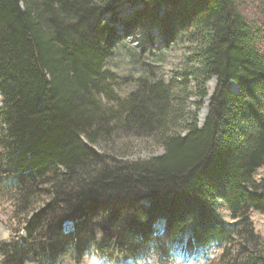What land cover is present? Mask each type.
I'll return each mask as SVG.
<instances>
[{"label":"trees","instance_id":"obj_1","mask_svg":"<svg viewBox=\"0 0 264 264\" xmlns=\"http://www.w3.org/2000/svg\"><path fill=\"white\" fill-rule=\"evenodd\" d=\"M114 1L0 0V177L25 231L4 242L5 255L58 264L69 254L79 263L93 250L166 263L174 244L198 248L237 234L249 245L233 264H264L250 219L252 210L264 213V181L253 177L264 168L260 29L236 0H129L137 8L121 19L125 29L150 24L181 51L182 75L199 99L181 134L166 128L172 106L161 82L119 100V111L98 99L118 38ZM120 131L157 132L163 151L130 160L94 147ZM220 197L234 222L215 214Z\"/></svg>","mask_w":264,"mask_h":264},{"label":"rangeland","instance_id":"obj_2","mask_svg":"<svg viewBox=\"0 0 264 264\" xmlns=\"http://www.w3.org/2000/svg\"><path fill=\"white\" fill-rule=\"evenodd\" d=\"M239 11L244 18L255 27H258L264 37V0H236ZM113 6L118 11L117 18L112 22L118 30V38L115 41L112 55L104 63V71L107 72V80L102 92L97 94L102 104L112 110L119 111V100L127 98L143 84L161 82L169 87V100L172 112L168 111V123L166 128L181 134L186 133L187 121L196 112V101L189 87L190 83L182 75V55L176 45L164 43L159 29L150 24L136 26L130 30L122 26L121 19L132 15L137 8L129 0H115ZM104 19L109 20L111 14L105 13ZM120 18V19H119ZM119 19V20H118ZM264 52V44L262 47ZM216 85V79L211 78L207 82V96L197 112L198 125L203 123L207 112V104L211 91ZM235 89L234 85L230 86ZM210 91V92H209ZM0 96V106L2 104ZM188 121V122H189ZM0 121V133L3 130ZM160 131V130H159ZM157 132L122 133L111 141H99L94 145L100 152L116 154L126 159H147L163 151V147L156 139ZM256 181H264V168L261 166L254 172ZM225 198H218L215 214L225 223L234 222L230 218V212L225 205ZM18 205L15 193L4 185L0 177V264H38L33 262H19L5 255L4 242H9L15 235L22 237L25 231L22 229L24 213ZM250 219L253 222L255 232L264 239V213L252 210ZM239 226V221L237 222ZM154 228L159 233L163 232V220L157 221ZM71 229V223L64 225V230ZM67 231V230H66ZM249 245L243 241V236L234 235V239H224L221 242L212 241L208 245L198 248L183 247L174 244L172 247V259L159 262L153 257L134 261L129 257H101L91 250L81 262H74L69 254L62 256L58 264H233L235 257L242 246ZM167 260V259H166ZM260 264V263H258Z\"/></svg>","mask_w":264,"mask_h":264},{"label":"water","instance_id":"obj_3","mask_svg":"<svg viewBox=\"0 0 264 264\" xmlns=\"http://www.w3.org/2000/svg\"><path fill=\"white\" fill-rule=\"evenodd\" d=\"M213 79H215L214 77H213ZM210 97V96H209ZM208 101H209V99H208ZM207 113V112H206Z\"/></svg>","mask_w":264,"mask_h":264},{"label":"bare ground","instance_id":"obj_4","mask_svg":"<svg viewBox=\"0 0 264 264\" xmlns=\"http://www.w3.org/2000/svg\"><path fill=\"white\" fill-rule=\"evenodd\" d=\"M233 90H235V89H233ZM210 92V91H209Z\"/></svg>","mask_w":264,"mask_h":264}]
</instances>
